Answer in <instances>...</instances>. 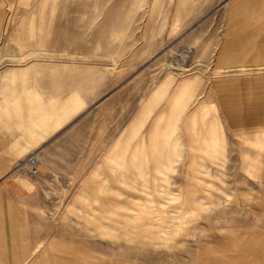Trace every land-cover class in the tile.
Returning a JSON list of instances; mask_svg holds the SVG:
<instances>
[{
  "label": "rangeland",
  "instance_id": "374dc122",
  "mask_svg": "<svg viewBox=\"0 0 264 264\" xmlns=\"http://www.w3.org/2000/svg\"><path fill=\"white\" fill-rule=\"evenodd\" d=\"M225 3L0 0V142L30 134L34 96L59 108L76 93L82 108L53 138L81 135L96 143L97 160L107 155L79 162L66 147L60 161L45 162L38 154V173L21 174L33 185L20 187L15 225L6 226L16 242H0V255L15 248L17 260L0 264H264V65H255L264 64V30L246 58L228 57L246 32L237 29L231 49ZM168 75L165 93L150 100ZM183 80L192 84L175 108ZM202 106L204 120L193 123ZM196 133H215L217 152L198 147ZM25 154L0 163V174L18 177L12 169ZM116 159L132 176V160L147 159L151 193L120 183ZM161 159L172 168L160 172Z\"/></svg>",
  "mask_w": 264,
  "mask_h": 264
},
{
  "label": "crops",
  "instance_id": "0c3cea01",
  "mask_svg": "<svg viewBox=\"0 0 264 264\" xmlns=\"http://www.w3.org/2000/svg\"><path fill=\"white\" fill-rule=\"evenodd\" d=\"M224 10L225 16L228 18L227 22L229 23V27L226 32V42L232 49L237 35L242 33H238L237 29L241 28V30L243 29L244 31L246 28L256 22L252 21L253 18L260 20L264 17V0H226ZM71 98L75 99L80 97L74 93L71 95L70 99ZM34 99L36 100V105H34L36 108L41 107L44 110H49L53 107H57L55 105H52L51 107H47V105L45 106L38 96H34ZM80 109L81 108H78L75 113L67 116L62 121V123L56 127L53 126L55 123V116L53 114L46 115L44 117L41 114L32 113L39 118H37L34 126L31 127V132L29 135L23 134V140L19 141L17 144L0 142V163L11 164L20 155L30 151H37L45 162H58L60 161L59 156L65 155L64 148L66 147H72L73 151L71 152L73 154L78 153L82 155V159H80L79 162L106 161V154L104 156L102 155L101 157L104 158H100L99 160L95 158L96 155L93 154L94 152L90 148L96 147V143L92 142L90 138L83 139L81 135H78V137L74 135L71 140L67 141L61 140L57 137L53 138L56 132H59L62 127L68 121H70V117L76 114ZM108 145L111 144L103 143V146ZM5 174L6 172H2L0 174V242L4 241V243L7 242L9 244L16 242V232L15 229L10 230L7 229L6 226L10 220H12L14 222L13 224L15 225V210L17 209V196L19 194V189L20 187L22 188L24 186L29 188V186L24 183L28 180L22 178L21 174L16 178L4 177ZM60 177L64 178L65 176L61 175ZM32 185L33 184L31 183V186ZM5 251L7 250L5 249L4 252ZM0 258L16 259L17 252L15 248H13L12 254L9 253L0 255ZM7 264H16V262L8 261Z\"/></svg>",
  "mask_w": 264,
  "mask_h": 264
},
{
  "label": "bare ground",
  "instance_id": "6f19581e",
  "mask_svg": "<svg viewBox=\"0 0 264 264\" xmlns=\"http://www.w3.org/2000/svg\"><path fill=\"white\" fill-rule=\"evenodd\" d=\"M247 8V7H246ZM262 17V16H261ZM251 19V18H250ZM248 21V20H247ZM245 28V27H244ZM249 30H253L251 34H249ZM262 30H264V19L261 18L260 20L256 21L255 23H253L252 25H250L248 28L245 29L246 35L243 38V42L241 44V46H239V49L237 51L232 52V54H229L228 57H234L236 56L235 54L237 52H239L240 55H238L240 59H244L247 57V55L249 54V50L250 49H254V46H252V48H248V45L250 46L251 44L253 45L254 42L260 41V38L257 39V37L259 36L260 32H262ZM248 32V33H247ZM251 35V36H250ZM254 36V38H253ZM252 41V43L250 42ZM238 48V47H237ZM258 50V49H257ZM262 57V56H261ZM256 67L257 66H263L264 64H255ZM238 66V65H237ZM235 69V68H234ZM236 70V69H235ZM173 80V76L172 75H168L167 77H165L160 83L159 85L153 90V92L150 95V100H158L160 99V97H162L161 95L163 93H165L166 89L170 86L171 82ZM192 82L190 80H183L179 83L177 90H176V95L173 99L172 105L175 108H182L185 105V94L187 92V90L191 87ZM82 101L80 98H71L70 100H68L65 105H62L61 107H53L49 110H44L41 107L35 108L32 113L35 114H41L44 117L46 115H51L53 114L55 116V123L53 124V126H59L62 121L69 116L70 114H73L77 111L78 108H82ZM156 103V102H155ZM12 104L14 105V107L18 110L19 107V101L18 100H13ZM148 107V106H147ZM5 108V107H4ZM15 110V109H14ZM5 111V110H4ZM6 111L9 112V110L6 108ZM19 111V110H18ZM17 111V112H18ZM149 111V110H148ZM177 111V110H176ZM4 114V113H3ZM17 114V113H16ZM199 116L201 117L202 120H204V116L206 114V107L202 106L198 111H195V113L193 114V118H192V122L195 123L197 117ZM1 115V113H0ZM2 117V115H1ZM16 117V116H15ZM20 117V115H19ZM144 117V116H143ZM162 117V116H161ZM17 119V118H16ZM12 120V119H11ZM13 121V120H12ZM139 121V120H138ZM138 121H133V137L135 135V133L137 132L139 126H140V122ZM8 122V121H7ZM6 122V123H7ZM16 123V122H15ZM174 123V122H173ZM214 121L211 119L209 120V125L211 127V129H213V124ZM49 126V125H48ZM171 126V124H170ZM47 127V126H46ZM194 127V126H193ZM54 128V127H52ZM176 128V127H175ZM195 128V127H194ZM48 129V128H47ZM52 130V129H50ZM161 131V130H160ZM167 131V129H166ZM176 131V130H175ZM127 132V131H126ZM199 132V131H198ZM160 133V132H159ZM138 134V133H137ZM163 134V133H162ZM174 134V133H173ZM198 133H196L195 136H197ZM131 135V137H132ZM124 136V135H123ZM169 136H166V139H168ZM122 138V137H121ZM129 138V137H128ZM197 140L200 142V144L198 145V147H202L204 149V151H207L210 154H215L216 151V147H218V140H217V136L215 133H211L208 137H206L205 135H198ZM36 139V138H35ZM119 139V138H117ZM123 139V138H122ZM121 139V140H122ZM154 139V138H153ZM163 140V139H162ZM196 140V141H197ZM127 141V140H126ZM160 141V140H159ZM156 142V141H155ZM165 142V140H164ZM154 143V142H153ZM197 144V143H196ZM128 145V143H127ZM162 146V145H161ZM173 146V145H171ZM170 146V147H171ZM174 146H178L177 143L174 144ZM122 147L121 142L119 141L116 145L115 148H119ZM164 147V146H162ZM166 147V145H165ZM127 148H124V150H126ZM132 149V148H131ZM153 149V147H152ZM179 149V148H178ZM180 150V149H179ZM158 151V150H157ZM163 151V154H165V150H160ZM151 152V151H150ZM169 152V151H168ZM166 152V153H168ZM180 152V151H179ZM158 153V152H157ZM170 155V153H168ZM174 154V152H173ZM176 154V153H175ZM164 156V155H163ZM165 157V156H164ZM156 160V159H155ZM154 161V160H153ZM172 162L171 157L168 158V162ZM114 162H117L116 164H112L110 166V168L112 170H122V172L117 176L118 180L120 183L135 188V189H140L143 192L146 193H151L150 190H148V188L150 187V182L148 181V177L149 175L146 174V169L148 168V160L144 159L143 162L142 161H137L135 159L132 160L133 162V167L137 170V175H128L127 173L125 174L124 170L128 169V165L126 164V160L125 159H120V160H114ZM155 162V161H154ZM170 162V163H171ZM174 162V161H173ZM158 163V162H157ZM160 163H162V166H157L158 170L160 172H164L166 170H169L172 168V165L170 163H166L163 162V159H161ZM130 166V165H129ZM133 168V170H134ZM113 172V171H112ZM157 174V173H156ZM155 175V174H153ZM165 175V174H164ZM155 176H153L154 178ZM157 177V176H156ZM167 177V176H166ZM161 177L162 179L166 178ZM156 179V178H155ZM26 185L31 186L30 183H28V181L24 182ZM103 184L104 185H108V187H110V189L115 190L117 193L121 194L123 193V191H121L117 186L115 185H111L109 184L107 179H103ZM138 191V190H137ZM139 192V191H138ZM142 192V193H143ZM128 198V197H127ZM129 199V198H128ZM127 199V200H128ZM131 203L137 202V203H141L142 201H140L139 196H131L130 198ZM152 200V199H150ZM129 202V201H128ZM126 205H127V201H126ZM179 206V205H178ZM126 208H130V210L136 211L137 209L132 206V205H127ZM182 216V214H175V217L180 218ZM41 246V243H38L37 246H35V250H38V248ZM38 261V260H37Z\"/></svg>",
  "mask_w": 264,
  "mask_h": 264
},
{
  "label": "built area",
  "instance_id": "2783aa9c",
  "mask_svg": "<svg viewBox=\"0 0 264 264\" xmlns=\"http://www.w3.org/2000/svg\"><path fill=\"white\" fill-rule=\"evenodd\" d=\"M40 158L37 151H31L25 154L18 160L14 166L13 171L20 174L35 175L39 171Z\"/></svg>",
  "mask_w": 264,
  "mask_h": 264
}]
</instances>
